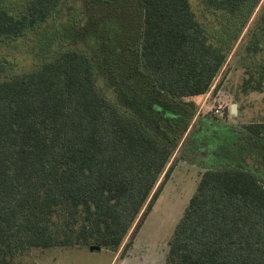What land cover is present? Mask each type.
Segmentation results:
<instances>
[{
	"label": "trees",
	"instance_id": "1",
	"mask_svg": "<svg viewBox=\"0 0 264 264\" xmlns=\"http://www.w3.org/2000/svg\"><path fill=\"white\" fill-rule=\"evenodd\" d=\"M63 1L0 0V41L55 22ZM247 2L207 0L231 15ZM79 3L71 24L40 35L36 67L0 80V264L31 249L90 244L121 258L201 119L197 110L185 117L190 98L217 90L227 60L190 0ZM113 13L120 19L111 28ZM67 39L84 49L63 48ZM262 128L230 126L246 135L245 148L255 145L248 158L202 164L165 264H264Z\"/></svg>",
	"mask_w": 264,
	"mask_h": 264
},
{
	"label": "rangeland",
	"instance_id": "2",
	"mask_svg": "<svg viewBox=\"0 0 264 264\" xmlns=\"http://www.w3.org/2000/svg\"><path fill=\"white\" fill-rule=\"evenodd\" d=\"M256 1L248 0L245 7L231 15L209 7L207 0H190L191 9L205 29L209 41L225 49L227 60L214 82L213 86L218 85L217 90L190 98L194 108L185 110V117L197 110L201 119L181 147L173 171L140 230L133 237L132 231L128 234L126 241L132 237V243L127 252L117 258L118 254L104 248L99 252H90L91 244L71 248L31 249L16 257L11 264L166 263L168 241L196 191L204 171L202 164H227L230 160L237 161L236 158H248L249 148L256 152L255 145L245 148L246 143L250 144L246 135L233 131L230 126L240 129L251 124L263 125L261 131L264 136V72L261 70L264 66V0H260L258 6ZM71 7L74 8L70 10ZM81 7L79 0L63 1L55 22L49 20L22 38L1 40L0 80L23 75L36 67L39 60L34 55L37 54L35 47L40 35L45 30L52 34L55 27L60 28L61 24H71L70 13L75 18ZM119 19L120 15L113 13L110 27L113 28ZM119 31L115 30L117 33ZM231 34L237 35V38H232L229 45ZM59 43L65 49H84L82 44H72L68 39L59 40ZM56 45L52 44L51 52H54ZM97 85L109 99L117 102L115 94L101 78L97 79ZM233 104L237 105L236 115L230 113ZM161 109L159 107L156 110ZM205 119L215 125H224L226 129L220 126L211 128ZM180 124H176V132ZM161 130L170 135L168 126H162ZM259 175L264 180V170Z\"/></svg>",
	"mask_w": 264,
	"mask_h": 264
},
{
	"label": "water",
	"instance_id": "3",
	"mask_svg": "<svg viewBox=\"0 0 264 264\" xmlns=\"http://www.w3.org/2000/svg\"><path fill=\"white\" fill-rule=\"evenodd\" d=\"M230 113L232 115H236L237 114V105L236 104H233L231 106ZM89 251L90 252H99V251H101V248L98 247V246H91V247H89Z\"/></svg>",
	"mask_w": 264,
	"mask_h": 264
}]
</instances>
